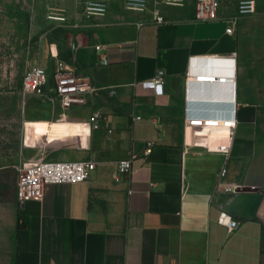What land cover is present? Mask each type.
Wrapping results in <instances>:
<instances>
[{
    "label": "crops",
    "instance_id": "crops-1",
    "mask_svg": "<svg viewBox=\"0 0 264 264\" xmlns=\"http://www.w3.org/2000/svg\"><path fill=\"white\" fill-rule=\"evenodd\" d=\"M59 1L67 35L77 33L75 47L64 38L67 62L92 87L68 107L21 88L15 127H0V264H264V10L237 16L236 2L221 0L217 18L198 19L179 5ZM101 1L104 14L86 17ZM158 70L162 93L141 84ZM41 158L96 167L22 200L20 173ZM222 210L237 228L217 221Z\"/></svg>",
    "mask_w": 264,
    "mask_h": 264
},
{
    "label": "built area",
    "instance_id": "built-area-1",
    "mask_svg": "<svg viewBox=\"0 0 264 264\" xmlns=\"http://www.w3.org/2000/svg\"><path fill=\"white\" fill-rule=\"evenodd\" d=\"M129 8H142L143 0H127ZM219 0H197L196 18L198 19H215L218 17ZM106 4L104 2H90L85 6V16L91 17L95 14H104ZM261 8L264 10V0H237L235 12L237 16L256 13ZM64 18V16H60ZM158 21H163L161 15H156ZM226 31L232 33V26H228ZM72 47H75L72 44ZM96 49H101V44L95 45ZM53 54V52H52ZM53 56L58 59V54ZM102 62L107 63L108 58L102 56ZM163 70H158L153 77L141 82L143 86L155 89L157 93L163 92ZM197 80L211 82L233 81L232 77L226 75H198ZM88 78L78 74L73 67L66 61L57 60L55 69L50 74L47 69L40 65H32L28 68L22 77L21 88L27 95H36L50 100L52 103L68 107L74 103L81 102L85 94L91 89ZM100 117V112L92 114L91 119L96 124ZM189 125H202L207 127L218 126L217 120H209L199 117H188L186 119ZM152 142H149L145 153L151 151ZM120 172L127 173L131 169V159H121L116 163ZM96 167V162L92 160H61V159H39L30 166L22 169L17 186L18 196L22 200L41 199L44 195L47 185L61 182H79L88 179ZM226 168H222L221 175H224ZM218 188L226 192L235 191V186L227 185ZM217 221L225 225L229 231L237 228L239 221L234 218L228 211H220Z\"/></svg>",
    "mask_w": 264,
    "mask_h": 264
},
{
    "label": "rangeland",
    "instance_id": "rangeland-1",
    "mask_svg": "<svg viewBox=\"0 0 264 264\" xmlns=\"http://www.w3.org/2000/svg\"><path fill=\"white\" fill-rule=\"evenodd\" d=\"M125 0V6L128 4ZM197 0H143L144 9H159L162 4L196 8ZM221 3V0H219ZM232 5L237 0H223ZM60 1L50 5L40 1L0 0V127L12 131L18 119L13 103L21 93L24 71L32 65H40L51 72L57 60H68L64 50V38L74 44L77 33L68 36V22L60 18ZM79 36V35H78ZM58 46V59L50 54V43ZM69 64V62H67ZM70 65V64H69ZM15 100V101H14Z\"/></svg>",
    "mask_w": 264,
    "mask_h": 264
},
{
    "label": "water",
    "instance_id": "water-1",
    "mask_svg": "<svg viewBox=\"0 0 264 264\" xmlns=\"http://www.w3.org/2000/svg\"><path fill=\"white\" fill-rule=\"evenodd\" d=\"M206 81V80H205ZM208 82H211V81H208ZM242 190V189H241ZM260 214V213H259Z\"/></svg>",
    "mask_w": 264,
    "mask_h": 264
}]
</instances>
